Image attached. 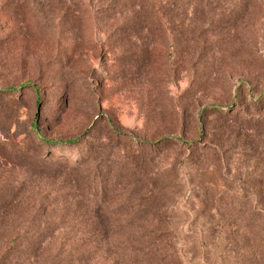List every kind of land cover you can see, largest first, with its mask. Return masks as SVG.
<instances>
[{
	"label": "rangeland",
	"instance_id": "obj_1",
	"mask_svg": "<svg viewBox=\"0 0 264 264\" xmlns=\"http://www.w3.org/2000/svg\"><path fill=\"white\" fill-rule=\"evenodd\" d=\"M2 190L0 264H264V0H0Z\"/></svg>",
	"mask_w": 264,
	"mask_h": 264
},
{
	"label": "trees",
	"instance_id": "obj_2",
	"mask_svg": "<svg viewBox=\"0 0 264 264\" xmlns=\"http://www.w3.org/2000/svg\"><path fill=\"white\" fill-rule=\"evenodd\" d=\"M33 91L36 92V94H38V98H39V89L38 87L36 86H33ZM35 129V135H36V148L38 150H42V148L44 147H47V148H51V150H54V149H57L59 147H62L63 146H69V145H74L78 142H80L79 140H73V141H66V142H52V141H49L48 139H46V136L45 134L42 132V131H39L37 129V126L35 125L34 126ZM79 164H82L80 162H82V160H78V161H75ZM55 164H59L58 161H55L54 162ZM54 163L52 161H49L48 158H42L40 159L39 163L37 164V166L41 169L40 171H47V170H52L54 169ZM56 167V166H55ZM104 168V166L102 167ZM105 169H101V172L99 175H97V177H95L94 181H93V184L94 183H98V184H101V193L102 191H104V193L108 192V184L106 182V176H103V171ZM92 181V179H91ZM8 192V193H6ZM6 192H3L0 191V209H3V208H9L12 204H13V194L9 191H6ZM93 198V201H96L99 200L98 198V195H94L93 197L91 196L90 199ZM13 200V201H12ZM98 203V202H97ZM50 210H53V209H50ZM48 210L50 213L53 212V211H50ZM41 211V209H37L35 211V217L39 214V212ZM47 211L46 214L44 215H49L47 217V220L43 223L46 227H49L50 223L49 221L51 220V215L48 214L49 212ZM37 224H42L41 222H38ZM35 225V224H34ZM33 225V226H34ZM49 235V231L47 232H43L40 230V227H34V228H30L28 230V232L24 235V233L21 235V234H13V235H10V238H9V242H11L12 244L17 242L19 239L23 238V240H25V242H28L29 243V247L30 248H27V250H25V252L29 255L35 253V252H38L40 251V249L42 248V242L44 241V237L48 236ZM19 248L18 249H14L12 251V256L15 255V254H19ZM37 253H35L34 255H36ZM32 255V256H34ZM49 264H61V262H57L56 259H53L50 261Z\"/></svg>",
	"mask_w": 264,
	"mask_h": 264
}]
</instances>
